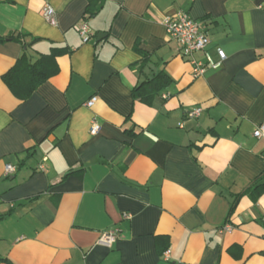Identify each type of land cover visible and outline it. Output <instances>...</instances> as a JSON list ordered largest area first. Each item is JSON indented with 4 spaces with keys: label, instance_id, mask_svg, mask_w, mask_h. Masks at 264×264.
Wrapping results in <instances>:
<instances>
[{
    "label": "crops",
    "instance_id": "crops-1",
    "mask_svg": "<svg viewBox=\"0 0 264 264\" xmlns=\"http://www.w3.org/2000/svg\"><path fill=\"white\" fill-rule=\"evenodd\" d=\"M87 5L0 0V264H264V139L253 136L264 0H102L95 16ZM178 12L204 26L213 58L226 53L219 70L193 78L163 25ZM24 53H58L27 100L2 80ZM161 73L170 84L134 97ZM117 228L119 241L99 244Z\"/></svg>",
    "mask_w": 264,
    "mask_h": 264
},
{
    "label": "built area",
    "instance_id": "built-area-1",
    "mask_svg": "<svg viewBox=\"0 0 264 264\" xmlns=\"http://www.w3.org/2000/svg\"><path fill=\"white\" fill-rule=\"evenodd\" d=\"M43 16L46 22L51 26H57L56 12L53 7L46 5L43 9ZM163 25L166 29L168 38L175 41L181 50V55L192 66V76L194 79L201 78L208 70H219L227 59L226 53L222 49L217 50V59L208 52V47L211 44V39L205 30L204 26L195 21L185 12H178L174 16L167 17ZM78 32L83 39L84 43H88L91 40L90 29L85 21L78 27ZM198 56H201L203 60H199ZM98 101V97H92L87 103L88 108H92ZM202 109L195 108L188 113L190 119H197L201 115ZM102 130L101 124L96 118L91 122L90 134L97 136ZM253 136L255 139H264V121L260 123ZM264 161V154H263ZM42 171L46 170L45 166H41ZM7 174H13L16 172L15 167L7 166ZM124 219H130L129 215H124ZM233 227L226 225L222 231L231 232ZM121 239V230L115 229L104 233L99 240V244L111 248L117 241ZM170 250H167L164 254L168 257Z\"/></svg>",
    "mask_w": 264,
    "mask_h": 264
},
{
    "label": "trees",
    "instance_id": "trees-1",
    "mask_svg": "<svg viewBox=\"0 0 264 264\" xmlns=\"http://www.w3.org/2000/svg\"><path fill=\"white\" fill-rule=\"evenodd\" d=\"M102 0H88L86 14L95 16L100 10ZM5 39H0V43ZM138 50V49H137ZM139 53L146 54L138 50ZM57 54L43 56L35 63H30L27 55L17 61L16 65L7 72L2 80L9 90L19 99L27 100L43 83L56 73L55 59ZM171 83V80L164 74H159L150 82L144 83L133 91L135 98L149 102L156 94ZM164 250L161 254H164Z\"/></svg>",
    "mask_w": 264,
    "mask_h": 264
},
{
    "label": "water",
    "instance_id": "water-1",
    "mask_svg": "<svg viewBox=\"0 0 264 264\" xmlns=\"http://www.w3.org/2000/svg\"><path fill=\"white\" fill-rule=\"evenodd\" d=\"M100 36V35H99ZM100 38V37H99Z\"/></svg>",
    "mask_w": 264,
    "mask_h": 264
}]
</instances>
